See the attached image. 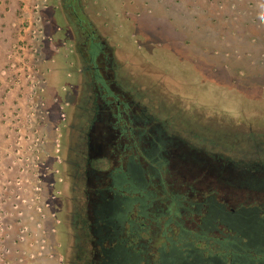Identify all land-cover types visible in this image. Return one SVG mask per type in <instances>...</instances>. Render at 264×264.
<instances>
[{
    "label": "rangeland",
    "instance_id": "1",
    "mask_svg": "<svg viewBox=\"0 0 264 264\" xmlns=\"http://www.w3.org/2000/svg\"><path fill=\"white\" fill-rule=\"evenodd\" d=\"M92 66L114 68L148 117L129 129L164 124L227 155L264 142V0H0V264L75 260V136ZM130 155L157 167L129 143ZM147 177L148 214L132 207L121 231L153 257L199 215L171 216L167 172Z\"/></svg>",
    "mask_w": 264,
    "mask_h": 264
},
{
    "label": "flooded vegetation",
    "instance_id": "2",
    "mask_svg": "<svg viewBox=\"0 0 264 264\" xmlns=\"http://www.w3.org/2000/svg\"><path fill=\"white\" fill-rule=\"evenodd\" d=\"M96 47L95 44L92 45V52L97 51ZM101 58L104 62L107 61ZM89 70L92 92L89 91L84 96L77 126L79 132L75 136L73 189L78 200L75 217L77 252L72 264H155L158 254L171 251L172 248L176 250L175 245L177 258H181L183 264H196L186 260L195 252L194 249H186L193 245L190 235L193 230L182 227L179 236L166 241L151 257L147 253L148 242L140 239L139 244H128L127 234L124 235L121 231L125 215L132 207L139 206L141 216L146 217V211L149 210L147 208L154 196L147 176L159 177L164 171L171 184L179 189L170 190L167 194L166 212L174 218L185 212L198 215V204L211 193L209 184H227V187L232 185L240 189V193L243 192L241 188L247 186L250 198L248 202L256 206V199L264 200V142L257 140L249 143V148L227 155L222 150L209 148L204 142L194 144L168 131L164 124H152L147 133L129 129L126 125L131 120L133 125L148 122V117L145 113H140L137 105L130 107L134 99L133 93L125 90L114 79V68L109 67L106 71L103 67L92 66ZM118 97H123L125 102H121ZM129 143L131 147L138 146L143 157L156 163L157 167H147L133 155L124 159L122 152ZM120 157L122 164L120 161L119 165H115ZM209 162L214 164L218 173H209ZM205 163V168L199 166ZM103 184H110L115 189L113 195L107 193L108 188L101 187ZM159 184L162 185L161 189L165 188L161 179ZM201 185L209 192L200 200L193 201L190 195L200 193ZM184 189H187V193ZM121 191H126L129 195H123ZM176 197L181 204L179 215H174L169 209ZM219 199L225 200L223 197ZM146 201L147 205L144 207L141 203ZM238 201L240 200L234 201V207H243L237 206ZM259 209V213H264L260 207ZM223 228L220 225L215 233L222 236ZM132 229L137 231L135 225ZM177 240H182V244ZM210 247L215 249L216 245ZM253 256L255 258L250 260V264L262 259L257 254Z\"/></svg>",
    "mask_w": 264,
    "mask_h": 264
},
{
    "label": "trees",
    "instance_id": "3",
    "mask_svg": "<svg viewBox=\"0 0 264 264\" xmlns=\"http://www.w3.org/2000/svg\"><path fill=\"white\" fill-rule=\"evenodd\" d=\"M246 187L241 188L243 192L240 193L241 190L232 185L227 187V184H209L211 193L201 204H198L197 213L200 221L197 229L190 234L193 245L186 248L195 250L192 256L186 258L188 262L250 264V260L255 258L253 255L257 254L262 256V259L255 260L254 264H260V261L264 264V213H259V207L248 202L250 198ZM220 197L227 200L221 201ZM236 199L242 201L243 207H234ZM179 200L177 197L174 198L169 207L174 215H179L181 207ZM141 204L145 207L147 201ZM220 225L224 227V234L212 237ZM197 241L199 243H196ZM177 242L182 244V240ZM211 245H216L215 249L210 247ZM175 247L176 250L172 248L171 251L158 254L155 264H183L182 259L177 258V245Z\"/></svg>",
    "mask_w": 264,
    "mask_h": 264
},
{
    "label": "water",
    "instance_id": "4",
    "mask_svg": "<svg viewBox=\"0 0 264 264\" xmlns=\"http://www.w3.org/2000/svg\"><path fill=\"white\" fill-rule=\"evenodd\" d=\"M191 153L193 154V151H191ZM208 170H209V173L210 174H216L218 173L217 169L215 168L214 164H212L211 162L208 163ZM202 168H205L207 166V163L203 164V165H200ZM230 172V171H229Z\"/></svg>",
    "mask_w": 264,
    "mask_h": 264
}]
</instances>
